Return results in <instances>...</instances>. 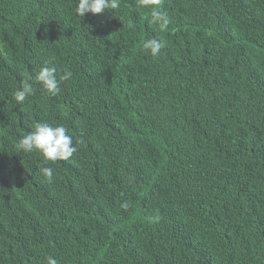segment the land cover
Listing matches in <instances>:
<instances>
[{"label": "trees", "instance_id": "16d2710c", "mask_svg": "<svg viewBox=\"0 0 264 264\" xmlns=\"http://www.w3.org/2000/svg\"><path fill=\"white\" fill-rule=\"evenodd\" d=\"M75 8L0 0V264H264V0ZM37 123L73 156L18 149Z\"/></svg>", "mask_w": 264, "mask_h": 264}, {"label": "clouds", "instance_id": "9594fccd", "mask_svg": "<svg viewBox=\"0 0 264 264\" xmlns=\"http://www.w3.org/2000/svg\"><path fill=\"white\" fill-rule=\"evenodd\" d=\"M143 7L151 9L152 22L159 24L162 28L167 27L169 23L168 15L160 10L162 0H140ZM120 6V0H76V14L84 19L86 14L101 15L105 10H115ZM129 27H132L129 22ZM163 47L162 41L158 39H149L143 44L146 51L150 50L153 57L160 54ZM72 73L65 70L64 74L57 78V69L53 67H42L35 75V81L39 82L43 89L50 95H56L60 91V82L67 81L71 78ZM33 92L32 85L25 80L22 88L14 94V99L18 104H22L28 95ZM69 130L63 125L53 126L49 123H37L34 130L27 135L22 136L16 147L24 153L38 151L46 162H55L58 160H68L76 152L73 146V138L68 134ZM42 174L51 182L53 178V169L45 167ZM122 207L127 208L125 203ZM48 264H58L57 260L48 257Z\"/></svg>", "mask_w": 264, "mask_h": 264}]
</instances>
